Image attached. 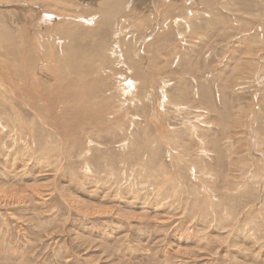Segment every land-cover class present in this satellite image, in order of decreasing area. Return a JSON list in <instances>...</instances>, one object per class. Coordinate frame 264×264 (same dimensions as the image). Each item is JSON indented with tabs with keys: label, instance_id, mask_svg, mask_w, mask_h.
I'll list each match as a JSON object with an SVG mask.
<instances>
[{
	"label": "rangeland",
	"instance_id": "1",
	"mask_svg": "<svg viewBox=\"0 0 264 264\" xmlns=\"http://www.w3.org/2000/svg\"><path fill=\"white\" fill-rule=\"evenodd\" d=\"M113 1L0 0V264H264V0H158L149 11V0H123L100 34L62 20L77 36H103L107 53L137 51L146 78L119 57L103 61L92 37L75 57L107 71L111 87L121 73L137 82L122 108L92 98L94 75L79 71L80 98L96 100L104 123L65 101L62 66L48 54L38 84L24 86L22 56L5 45L25 48L34 33L55 53L48 32L59 24L42 12L89 16ZM137 11L145 26L132 27ZM154 23L159 33L143 42ZM36 94L68 115L62 106L37 118L24 103Z\"/></svg>",
	"mask_w": 264,
	"mask_h": 264
},
{
	"label": "bare ground",
	"instance_id": "2",
	"mask_svg": "<svg viewBox=\"0 0 264 264\" xmlns=\"http://www.w3.org/2000/svg\"><path fill=\"white\" fill-rule=\"evenodd\" d=\"M86 1H93V0H83V2L85 3V4H95L96 2H100V1H103V0H94L93 2H91V3H88V2H86ZM135 1V0H134ZM156 1H158V0H155V1H150L149 0V3H147L146 5H147V7L145 6V7H143V9H146V10H148L149 11V9L150 10H152L151 8V5L154 7V9L153 10H158L156 7ZM174 2H175V0H173ZM177 1V0H176ZM183 2L185 1L186 3L187 2H190V1H188V0H182ZM181 1V2H182ZM161 2H162V0H161ZM182 2V3H183ZM10 3V2H9ZM26 3H28V1L26 2ZM34 3V2H33ZM32 3V4H33ZM35 3H37V2H35ZM135 3V2H134ZM166 3V2H165ZM176 3V2H175ZM182 3L180 4L181 6H182ZM23 5H24V3H22ZM21 4V5H22ZM32 4H29L30 6L32 5ZM43 4V3H42ZM127 7H134V8H136V5L137 4H134L133 5V0H129L128 2H127ZM143 4H145V3H143ZM142 4V5H143ZM158 4V3H157ZM162 4V3H161ZM7 5V4H6ZM37 5H38V3H37ZM133 5V6H132ZM140 5V4H139ZM183 5H185L184 3H183ZM45 6H47V5H45ZM45 6L43 7V8H45ZM148 6H150V7H148ZM162 6V5H161ZM179 6V5H178ZM186 6V5H185ZM26 7V6H25ZM34 7H35V5H34ZM39 7V6H38ZM164 7V6H163ZM99 8H101V10H100V14H98V13H94V14H91V15H89V16H86V15H75V16H73V15H71V14H68V15H66V16H61L60 14H56V13H54L53 11L52 12H49V11H51V9L49 8V11H44V12H42V16H41V20H42V22L43 23H45V24H51L52 25V27H53V24H59L58 25V27H56V29H54V31L53 32H48V33H53L52 35H53V37L55 38L56 36H57V38L56 39H54V38H52V39H54V44L57 46V52H51V51H49V46H50V43H49V40H47V38L48 37H44L43 35L42 36H37L36 34H34L33 33V37H34V40L35 41H33V40H30V37H28L27 35V33H26V35H25V41L23 42L24 44H25V48H17V46H19L20 44H21V42H20V44L19 45H16V43L14 44V46L16 47H14L13 46V41L12 42H10L11 44H9V42H8V46H4V48L3 49H5V48H8L10 51H11V54L14 56V57H16V55H18V57H19V55L20 56H22V57H20L21 58V60H20V62H21V65L24 67V71H23V76H24V86L25 87H29V85H30V83L32 82V85H37L38 84V82H39V80H40V74H39V71L42 69V67L44 66V64H43V61H45L46 59H44V57L48 54L49 56H50V58H51V61H53V60H55V61H57V63H59L60 62V64H61V66H62V75L65 77V80L67 81V85H65L64 84V90H63V92H64V95H65V101H68V102H74V103H71V104H73L72 105V107H73V109L74 110H76V112L77 111H81L82 113H86L87 115H90V116H92V119L93 120H95L97 123H101L102 122V118H101V116L100 115H98V114H95L94 112H95V110L96 109H93V108H96L95 107V105H97L96 104V100L95 99H93V101L95 102V103H89V104H87V103H85V98H80V96L82 97L83 95L82 94H84V93H82L81 94V92H80V89H79V82H80V79H79V77H78V73H79V71L82 69H85L86 68V73L88 74V75H90V76H92V75H94V78L93 79H91V77H89L91 80H93V83H94V85H97L96 87H95V89L93 90V92H92V94H93V96H92V98H97V102L98 103H104V102H108L109 101V99H111V100H114V99H119L120 100V106L122 107V104H126L127 102H128V100L130 99H127L126 97L132 92V89H137V82L133 79V78H130V77H128V76H126L125 74H123V73H121L119 76L120 77H118V75H117V77L118 78H120L119 80H118V84H117V87H111L110 85H109V83H108V78H107V80H106V73L108 74V72L107 71H105L104 69H101L100 67H99V65L98 64H95V63H93V61L92 62H86V66H84L85 64H83V63H81V62H78L76 59H75V57L77 56V54L79 53V49L81 48L82 49V46L84 45L83 43H84V41H86L89 37H92V45L94 46V48H95V50L97 51V53H99L98 54V56L103 60V61H105V59L107 58V56H108V54L110 55V57H111V59H113V57H119V60H121V63L122 64H124V65H128L127 66V68H128V70H132V71H136L138 74H140L142 77H144V78H146V74L144 73V72H141V71H143V67H142V64H140V62L138 61V59L136 60V57L138 56L137 55V51H136V49L134 50L133 48H129L128 47V43H125V52L124 53H121L122 55H119L120 54V52H121V50H120V52H119V54L117 55V53H115V50L113 49V48H111L108 52L109 53H107V50H106V44H105V41L103 40V36H101L100 38H97V40L96 39H94L95 38V36H93L92 34V36L91 35H85V37H83V36H77V34H76V30H75V28H73V26H71V28H73V29H68V28H65V27H63L62 25H60V23H62L61 21L63 20H71V21H74L75 23H78L79 25H83V26H86V27H92V28H94V31L93 32H99V28L101 29H105V28H110L111 26H112V23H113V19L115 18V16L117 15V13L120 11V10H122L123 9V0H114L113 2H111V3H109V4H105V5H103L102 7H101V4H100V6H99ZM140 8V7H139ZM161 8V7H160ZM166 8V7H165ZM164 8V9H165ZM183 8V7H182ZM197 8V7H196ZM196 8H194V10L193 11H195V9ZM203 8V7H202ZM21 9V12H22V8H20ZM34 9V8H33ZM36 9V8H35ZM34 9V10H35ZM137 9V8H136ZM140 10V9H139ZM145 10V11H146ZM162 10V9H161ZM168 10V9H167ZM167 10H164V11H167ZM196 10H198V9H196ZM199 10H202V9H199ZM24 11V10H23ZM144 11V12H145ZM160 11V10H159ZM34 12H36V11H34ZM33 12V13H34ZM138 12V11H137ZM142 12V11H141ZM161 12V11H160ZM159 12V13H160ZM167 12H169V11H167ZM199 12V11H198ZM18 13H19V11H18ZM203 13V12H202ZM17 14V13H16ZM23 14V13H22ZM21 14V15H22ZM24 14H25V12H24ZM38 14H39V12H38ZM135 14H137V16L136 17H133L132 18V20H133V24H132V27H142L143 25H144V23H145V13H143L142 15H139L140 14V11L138 12V13H133V15H135ZM161 14H162V12H161ZM165 14V13H164ZM200 14V13H199ZM18 15V14H17ZM17 15H13V17L15 16V18H16V16ZM204 15V14H203ZM12 16V15H11ZM24 16H26V15H23L22 17H24ZM122 16V15H121ZM126 16V15H125ZM162 17H164L163 16V14L161 15ZM166 16H168L167 14H166ZM205 16V15H204ZM10 17V16H9ZM12 17V18H13ZM21 17V18H22ZM123 17V16H122ZM131 17V16H130ZM21 18H19V19H21ZM25 18V17H24ZM27 18V17H26ZM150 18V17H149ZM155 18V17H154ZM158 17H156V19H157ZM10 19V18H9ZM30 19V18H29ZM129 19V18H128ZM128 19H126V20H128ZM165 19V18H164ZM163 18H162V20H164ZM169 19V18H168ZM202 19V18H201ZM14 20V19H13ZM16 20V19H15ZM15 20H14V23H13V21H12V23L14 24V28H16L15 27V25H16V23H15ZM40 20V21H41ZM100 20V21H99ZM161 20V19H160ZM32 21V20H31ZM37 21V20H36ZM155 21V20H154ZM178 19H174V22L173 23H175V22H177L178 23ZM18 22H20V20H18ZM22 22V21H21ZM34 23H35V21H33ZM199 22V21H198ZM25 24H26V21L24 22ZM34 23H33V25H34ZM37 23H39V22H37ZM73 23V22H72ZM170 23H172V22H170ZM45 24H43V25H45ZM189 24L190 23H187V27H188V29H190V26H189ZM20 25H21V23H20ZM22 25H23V23H22ZM66 25V24H65ZM126 25V24H125ZM195 25V24H194ZM197 25V24H196ZM27 26H28V24H27ZM36 26V25H35ZM127 26V25H126ZM129 26V25H128ZM145 26V25H144ZM198 26V25H197ZM33 27V26H32ZM31 27V28H32ZM48 27H50L49 25H48ZM26 28V27H25ZM27 28H29V27H27ZM34 28V27H33ZM43 28V27H42ZM45 28V27H44ZM46 28H47V26H46ZM116 28V27H115ZM122 28V27H121ZM156 28L157 27H155V23H154V28L152 27V30L151 31H148L147 33L148 34H145V36L146 37H144L142 40H143V42H147V40H149L152 36H153V34L154 33H157V31L158 30H160L159 28H158V30L157 31H155L156 30ZM19 29L21 30V28H20V26H19ZM19 29H17V30H19ZM30 29V28H29ZM49 29V28H48ZM53 29V28H52ZM19 30V31H20ZM32 30V29H31ZM62 30H66V32L64 33V36H65V38H62L61 36H60V34H61V31ZM96 30V31H95ZM108 30V29H107ZM125 30V29H124ZM25 31V30H24ZM28 31V30H27ZM33 31V30H32ZM36 31V30H35ZM35 31H33V32H35ZM155 31V32H154ZM5 32V31H4ZM6 32H7V30H6ZM44 32V31H43ZM104 32H108V31H104ZM122 32L123 31H114V33H113V36H114V38L115 39H117L118 38V36H120V35H122ZM126 32V31H125ZM154 32V33H153ZM8 33V32H7ZM17 33V32H16ZM21 33H23V31H21ZM32 33V32H31ZM103 33V32H102ZM159 33V32H158ZM157 33V34H158ZM94 34V33H93ZM99 34H100V32H99ZM124 34V33H123ZM4 35V34H3ZM18 35V34H17ZM23 35V34H22ZM8 36H9V33H8ZM148 36H150V38L148 37ZM5 37V36H4ZM19 37V36H18ZM23 37V36H22ZM52 37V36H51ZM147 38V39H146ZM149 38V39H148ZM6 39V38H5ZM4 39V40H5ZM19 39V38H18ZM14 40H16V39H14ZM77 40L78 41H80V43L78 44V42H77ZM6 41V40H5ZM8 41V40H7ZM6 41V42H7ZM17 41V40H16ZM142 42V43H143ZM145 42V43H146ZM4 43V42H3ZM18 43H19V41H18ZM7 44V43H6ZM83 44V45H82ZM117 44V43H116ZM22 46H24V45H22ZM21 46V47H22ZM85 46V45H84ZM83 46V51H84V49H86L85 47ZM118 46H120V45H118ZM116 46H114V48H115ZM118 48H120V47H118ZM135 48V47H134ZM116 49V48H115ZM130 49H133V54L130 56ZM7 50V49H6ZM5 50V51H6ZM8 51V50H7ZM83 51H81L80 53H82ZM33 52V53H32ZM140 54V53H139ZM19 59V58H18ZM17 59V60H18ZM94 59V58H93ZM93 59H91V60H93ZM115 59V58H114ZM96 61H99V60H96ZM113 61V60H112ZM118 61V60H117ZM95 62V61H94ZM102 62V61H101ZM120 62V61H119ZM6 63V62H5ZM98 63V62H97ZM121 63H117V68L120 66V65H122ZM264 63V62H263ZM103 64H105V63H103ZM116 65V64H115ZM123 65V66H124ZM115 67V69H116V66H114ZM120 68V67H119ZM107 69V68H106ZM145 69V68H144ZM114 69H112V71H113ZM116 71V70H115ZM85 72H84V74H85ZM82 73H83V71H82ZM125 73V72H124ZM134 73V72H133ZM71 74H72V76H71ZM80 75V74H79ZM140 75H137V76H140ZM73 76H74V80H72L71 78H73ZM83 78V77H82ZM88 78V77H87ZM86 79V78H85ZM84 79V80H85ZM34 81H37L36 83L34 82ZM262 81V80H261ZM83 82V81H82ZM81 82V83H82ZM84 82H86L87 83V81H84ZM89 82V81H88ZM166 82L167 81H163V85H165L166 84ZM259 82V81H258ZM96 83V84H95ZM261 83V82H260ZM75 84H78V89H76L77 87H76V85ZM89 84V83H88ZM138 84H140V83H138ZM263 85V84H262ZM81 86V85H80ZM86 86V85H85ZM134 87V88H133ZM264 87V86H263ZM9 88H12V90H11V92H10V96H12V97H17V99H21L22 98V95H21V93H17V86H14L12 83H9ZM87 88V87H86ZM18 89H20V88H18ZM84 92L86 91L87 92V90H84L83 88H81ZM88 89V88H87ZM105 89V90H104ZM160 90H161V92H162V95H163V97H166L167 95L165 94V92H164V90H163V87H160ZM130 91V93L128 94V92ZM86 92H85V94H86ZM134 92H132L131 94H133ZM84 94V95H85ZM130 94V95H131ZM85 97H88V96H85ZM98 97H101L102 99H98ZM149 97V95H148V93L144 96V99L145 98H148ZM89 98V97H88ZM91 98V99H92ZM114 98V99H113ZM90 99V100H91ZM165 99V98H164ZM163 99V100H164ZM24 100V99H23ZM71 100V101H70ZM31 101L32 102H27L26 100H24V103H26V106L28 107V108H30V110L31 111H33V113L36 115V117L37 118H39L41 115H43V116H47V115H44V113L43 114H40V113H38V110H39V112H43V110L45 109L49 114L48 115H50V116H52L53 118L55 117V116H57V113H59V110H60V113L62 112V106H63V104H51V101L48 99V98H45V99H42V97H40L39 95H35L34 97H32V99H31ZM132 101V100H131ZM165 101V100H164ZM164 101H161L160 102V104H163L164 103ZM40 102H44V103H46V104H40ZM110 102V101H109ZM124 102H126V103H124ZM27 104H30V105H27ZM70 104V103H69ZM70 104V105H71ZM134 104H145V101L143 102V99H137V101H135L134 102ZM106 105H108V104H106ZM98 106V105H97ZM102 107H103V105H101ZM64 112H62V113H64V114H62V115H65V117H66V114L68 113V110H66L65 109V107H68V108H71V107H69V105H67V104H64ZM99 107V106H98ZM105 108V107H104ZM123 108V107H122ZM59 109V110H58ZM106 109V108H105ZM53 113H55V114H53ZM69 114H70V112H69ZM78 114V113H77ZM68 115V114H67ZM108 116V115H107ZM68 117V116H67ZM77 117V116H76ZM16 118H17V116H16ZM35 118V117H34ZM47 118H49V117H47ZM64 118V117H63ZM83 118V117H82ZM18 119V118H17ZM45 119V118H44ZM46 120V119H45ZM49 120V119H48ZM72 120V119H71ZM84 120V119H83ZM19 121V120H18ZM43 121V120H42ZM55 121V120H54ZM57 121V120H56ZM61 121V120H60ZM86 121V120H85ZM15 122H17V121H15ZM41 122V121H40ZM45 122H47V121H45ZM50 122V121H49ZM58 122V121H57ZM77 122H78V120H77ZM87 122V121H86ZM34 123V122H33ZM44 123V122H43ZM55 123V122H54ZM80 123V122H79ZM91 123V122H90ZM102 123H104V122H102ZM50 124H52L51 122H50ZM50 124H49V126H50ZM58 124H59V122H58ZM46 125V124H45ZM53 125V124H52ZM85 125V124H84ZM92 125V124H91ZM47 126V125H46ZM49 126H47L46 127V129L49 127ZM40 127H41V125H40ZM44 127V126H43ZM51 127V126H50ZM3 128H5V127H3ZM45 128V127H44ZM7 129V128H6ZM55 129V128H54ZM64 129V128H63ZM68 129V128H67ZM61 130V129H60ZM43 131H45L44 129H43ZM47 131H49L48 129H47ZM64 131V130H63ZM62 131V132H63ZM83 131V130H82ZM56 132H57V130H56ZM53 133V132H52ZM64 133V132H63ZM55 134V133H54ZM63 136H64V134H63ZM65 137V136H64ZM63 138V137H62ZM66 142V141H65ZM91 145V144H90ZM64 148H65V146H64ZM65 150H66V148H65ZM64 150V151H65ZM170 150H172V149H170ZM65 152H67V151H65ZM64 153V152H63ZM170 153H173V151L172 152H170ZM67 155V154H66ZM69 155V154H68ZM170 155V154H169ZM173 156V155H172ZM68 157H70V156H68ZM67 157V158H68ZM64 159V158H63ZM48 171V170H47ZM34 192V191H33ZM35 193V192H34ZM36 194V193H35ZM46 194V193H45ZM262 198V197H261Z\"/></svg>",
	"mask_w": 264,
	"mask_h": 264
}]
</instances>
